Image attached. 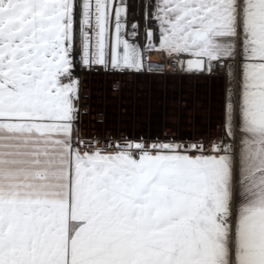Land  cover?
<instances>
[{
    "label": "snow or ice",
    "instance_id": "snow-or-ice-1",
    "mask_svg": "<svg viewBox=\"0 0 264 264\" xmlns=\"http://www.w3.org/2000/svg\"><path fill=\"white\" fill-rule=\"evenodd\" d=\"M144 9L141 47L126 0H0V264H264V0ZM150 51L228 69L219 141L81 136L77 56L151 73Z\"/></svg>",
    "mask_w": 264,
    "mask_h": 264
},
{
    "label": "rangeland",
    "instance_id": "rangeland-1",
    "mask_svg": "<svg viewBox=\"0 0 264 264\" xmlns=\"http://www.w3.org/2000/svg\"><path fill=\"white\" fill-rule=\"evenodd\" d=\"M146 2L126 0L127 30L133 31L132 23L138 25L135 42L141 47L145 44ZM78 79L81 136L188 143L217 141V136L224 135L225 73L102 75L84 69L78 71Z\"/></svg>",
    "mask_w": 264,
    "mask_h": 264
},
{
    "label": "built area",
    "instance_id": "built-area-1",
    "mask_svg": "<svg viewBox=\"0 0 264 264\" xmlns=\"http://www.w3.org/2000/svg\"><path fill=\"white\" fill-rule=\"evenodd\" d=\"M150 52L153 54V58L149 59L148 56H147L148 62L156 64V62L160 61L159 64L162 66L159 70L154 69L152 72H167V73L179 72V71H177V62H176L175 59L166 58L165 54L162 53V52H159V51H150ZM146 55H148V53ZM76 69L78 71H80V70H84L85 68L81 67L79 65V63H78L77 66H76ZM225 69H226V67H220V66L214 65V70H213L212 74H224L225 73ZM87 70H89L90 72L97 73V74H102V75H105V74L120 75V74H123V73H127V72H113L111 70H105V69H103L101 67H93L92 69H87ZM78 71L74 72V75L77 78H78ZM146 73H149V72H146ZM222 136H223L222 134L217 136L216 140L219 141ZM92 137H95V138H98L100 140H103V138L100 137V136H92Z\"/></svg>",
    "mask_w": 264,
    "mask_h": 264
},
{
    "label": "crops",
    "instance_id": "crops-1",
    "mask_svg": "<svg viewBox=\"0 0 264 264\" xmlns=\"http://www.w3.org/2000/svg\"><path fill=\"white\" fill-rule=\"evenodd\" d=\"M150 28H153V30L155 31L156 28H155V23L154 22H151L150 24ZM154 43L158 44L159 43V37H158V34L156 35V37L154 38ZM78 60H79V57L77 56V64H78ZM229 63H231L233 65V71L234 73L237 74V77H238V74L240 72V63H241V58L239 56H237V58L235 60H232L230 61ZM226 70V69H225ZM227 73H228V70L227 72L225 71V91H224V97H225V92H226V88H227ZM234 86H235V81L233 82Z\"/></svg>",
    "mask_w": 264,
    "mask_h": 264
},
{
    "label": "water",
    "instance_id": "water-1",
    "mask_svg": "<svg viewBox=\"0 0 264 264\" xmlns=\"http://www.w3.org/2000/svg\"><path fill=\"white\" fill-rule=\"evenodd\" d=\"M144 42H146V33L144 34ZM187 58H188L187 56L180 57L181 60H185Z\"/></svg>",
    "mask_w": 264,
    "mask_h": 264
},
{
    "label": "bare ground",
    "instance_id": "bare-ground-1",
    "mask_svg": "<svg viewBox=\"0 0 264 264\" xmlns=\"http://www.w3.org/2000/svg\"><path fill=\"white\" fill-rule=\"evenodd\" d=\"M147 56H148L149 59L153 58V54L151 52H148V55ZM156 64H159V61L156 62Z\"/></svg>",
    "mask_w": 264,
    "mask_h": 264
}]
</instances>
